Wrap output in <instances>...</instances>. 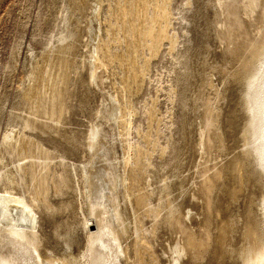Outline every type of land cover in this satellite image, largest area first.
Listing matches in <instances>:
<instances>
[{
  "label": "rangeland",
  "instance_id": "374dc122",
  "mask_svg": "<svg viewBox=\"0 0 264 264\" xmlns=\"http://www.w3.org/2000/svg\"><path fill=\"white\" fill-rule=\"evenodd\" d=\"M98 4V14L90 21ZM228 14L226 11L220 19L227 20ZM212 15L208 0H0V150L2 138L10 129L18 140V164L27 177L28 156L37 154V144L56 155L57 164L52 165L53 175L49 177L48 199L52 207L47 211L45 203L40 201L34 215L23 213L35 220L44 246L65 252L66 242L56 236V231L64 233L69 227L76 230L70 250L75 253L83 244L85 230L79 225L83 218V198L79 191L82 168L78 165L89 156L84 142L91 121L97 120L94 115L98 110L110 104L111 95L119 100L124 113L114 130L118 154L129 156L132 161L127 165L122 163V169L126 166L130 175L126 182L133 191L130 205L149 227L153 220L137 205L141 195L148 194L155 202L150 188L168 184L171 197L178 201L177 176L186 175L188 179L184 183L188 187L195 180L199 198L191 205L187 199L180 202L191 211L182 220L185 232L179 231L193 246L183 258L196 260L194 264L230 262L224 245L232 225L224 204L225 201L237 204L240 211L245 204L244 197H237L241 184L234 152L210 169L204 159L198 160L197 153L191 152L195 136L190 130L183 136L184 125L193 119L189 110V71L203 57L215 61L212 51L217 44L209 25ZM229 29L228 24L225 32L231 35L232 45L237 48V39H233ZM223 44L228 46L224 41ZM91 45L99 47L93 61L98 86L88 82L91 65L87 61L91 60L94 48ZM208 46L212 51L207 55ZM228 56L232 55L228 53ZM63 72L67 74V84L62 83ZM79 73L81 77L76 83ZM212 78L219 81L218 75ZM54 92L63 94V103L55 96L54 100L51 98ZM43 99L49 107L56 104V111L64 110L59 121L42 113ZM101 116L98 122L102 131H107L110 123ZM230 126L228 117L224 129L228 144L233 140ZM207 147L206 158L210 156L212 142L207 141ZM186 154L189 159L184 164ZM10 157L7 154L6 161ZM58 162L72 169V186L64 187L63 192L52 184L58 178L56 172L63 168ZM139 167L143 170L139 169L140 177L136 178L134 171ZM146 178H151V186L141 190ZM221 181V192L214 200L213 191ZM6 203L14 212L25 210L16 199L7 197ZM200 212L205 215L200 217ZM173 225L177 230L180 227L176 220ZM160 229L156 240L148 236L138 245L141 256H136V264L141 258L142 264H165L163 252L167 251L170 232ZM195 251L199 253L197 259L191 256Z\"/></svg>",
  "mask_w": 264,
  "mask_h": 264
},
{
  "label": "bare ground",
  "instance_id": "6f19581e",
  "mask_svg": "<svg viewBox=\"0 0 264 264\" xmlns=\"http://www.w3.org/2000/svg\"><path fill=\"white\" fill-rule=\"evenodd\" d=\"M208 1L213 10L209 25L217 47L212 51L208 46L206 52L208 55L212 51L215 61L210 62L206 56L189 69V110L193 119L184 125L183 136L187 130L195 136L191 152L197 153L198 160L204 159L210 169L227 160L230 153L234 152L233 158L236 170L240 171L241 184L237 197H244L245 204L240 211L237 204L225 201L224 205L232 225L231 235L224 245V252L231 260L225 264H264V0ZM98 10L99 4L93 9L90 21L97 16ZM226 11L229 13L227 20H221L220 15ZM228 24L233 39H237L238 49L233 47L231 35L227 36L225 32ZM94 38L96 39L97 35ZM222 40L229 48L224 47ZM91 49V60L87 61L91 65L88 82L98 86L93 61L98 55L99 47L95 45ZM228 53L232 56H228ZM82 64L84 67L85 64ZM216 75L219 76L218 82H214L212 78ZM61 77L62 83L67 84V74L61 73ZM80 77L79 73L76 83ZM58 87L57 85L55 88L58 90ZM54 96L63 103L61 92H54L51 98ZM109 97L110 104L107 103L102 110H98L97 115H94L97 120L91 121L84 142L89 156L83 164L78 165L82 168V185L79 186V191L83 198V218L79 220V225L85 230V235L82 246L75 253L70 250L76 239L74 227L67 228L64 233L56 231V236L63 239L67 245L66 251L59 253L52 247L44 246L35 220L24 215H34L35 207L40 201L45 203L47 211L52 207L48 199L51 185L49 177L53 175L50 173L52 165L57 164L56 155L37 144V154L28 156L30 174L27 177L23 167L18 164V140L13 136L15 133L10 129L6 131L0 150V264H136V256H141L138 245L144 243L148 236L156 240L161 227L170 232L169 238L172 240H169L167 251L163 252L165 264L196 262L194 259L184 260L185 248L192 250L193 246L180 234L181 230L185 232L182 220L187 219L191 211L190 208L182 207L183 201L187 199L191 205L199 198L195 180L188 187L184 183L188 179L186 175L177 176L180 181L178 201L171 197L168 184H161L156 189L150 188L156 197L155 202L153 197L142 194L137 205L144 209L146 217H150L154 222L147 227L130 205L133 191L131 186L126 184L130 175L126 166L122 169V163L127 165L132 161L131 157H120L118 154L116 144L119 143L114 130L115 124L124 113L119 100L111 95ZM46 100L42 101V113L49 115L52 120L60 119L63 109L59 107L61 109L56 111V104L49 107L45 104L48 100L43 103ZM99 116H104L110 123L109 130L102 131L104 129L98 122ZM228 117L231 118L230 127L233 129V140L229 144L226 143L224 132ZM25 125L31 127L28 121H25ZM207 141L212 142L208 158ZM7 154L11 155L9 162L16 170L11 169L6 161ZM187 154L189 155V152ZM187 154L184 164L189 159ZM58 163L63 165V168L56 172L58 178L52 181V184L57 191L63 192L64 187L72 186V169L63 162ZM141 164L142 162L140 166ZM195 165L197 167V164ZM73 168L76 170V165ZM139 169L141 167L134 171L136 178L140 177L138 173L143 170ZM193 172L196 174V170ZM207 173L204 171L203 174ZM150 179H145L141 190L151 186ZM222 185L223 181L217 182L213 191L214 200L221 192ZM7 197L18 200L21 208L25 210L17 209L14 212L6 203ZM48 214L51 215L50 212ZM198 215L201 217L205 214L200 212ZM175 220L180 224L178 230L172 226ZM191 256L197 259L199 253L195 251ZM139 264H142V258L139 259Z\"/></svg>",
  "mask_w": 264,
  "mask_h": 264
},
{
  "label": "water",
  "instance_id": "95a60500",
  "mask_svg": "<svg viewBox=\"0 0 264 264\" xmlns=\"http://www.w3.org/2000/svg\"><path fill=\"white\" fill-rule=\"evenodd\" d=\"M205 202V201H204ZM204 208H205V205H204ZM185 254H188V250L187 248H185ZM185 257V256H184Z\"/></svg>",
  "mask_w": 264,
  "mask_h": 264
}]
</instances>
